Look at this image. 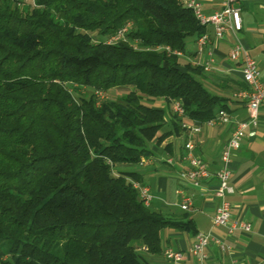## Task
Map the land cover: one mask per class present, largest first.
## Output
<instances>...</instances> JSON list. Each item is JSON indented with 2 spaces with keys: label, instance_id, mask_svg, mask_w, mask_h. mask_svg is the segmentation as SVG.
Returning a JSON list of instances; mask_svg holds the SVG:
<instances>
[{
  "label": "trees",
  "instance_id": "16d2710c",
  "mask_svg": "<svg viewBox=\"0 0 264 264\" xmlns=\"http://www.w3.org/2000/svg\"><path fill=\"white\" fill-rule=\"evenodd\" d=\"M208 31L183 0H0V264H149L164 230L198 233L189 213L146 206L123 168L248 90L186 59ZM161 99L186 112L169 130Z\"/></svg>",
  "mask_w": 264,
  "mask_h": 264
},
{
  "label": "crops",
  "instance_id": "0c3cea01",
  "mask_svg": "<svg viewBox=\"0 0 264 264\" xmlns=\"http://www.w3.org/2000/svg\"><path fill=\"white\" fill-rule=\"evenodd\" d=\"M184 3L190 0H183ZM202 12L206 16L213 15L221 9V0H199ZM243 19V29L238 38L249 51L261 70V80L264 83V0H239ZM210 49L214 53L215 64L209 72V80L216 84L220 78L244 82L241 73V64L232 62L228 53L233 43V36L225 41H218L214 27L208 25ZM188 53L186 59L199 63L205 60L206 53ZM216 89V88H215ZM235 90L222 92L229 97L228 112L234 121L249 119L248 100L234 96ZM156 106L167 110V127H171V105L161 99ZM188 126L179 135L166 138L160 145L153 141L150 149L153 154L149 158L150 164L123 169H130L141 175L143 184L149 187L154 199L150 207L164 214H183L180 207L185 197L193 201L190 214L198 233L209 235L210 244L206 248L207 259L204 264H264V104L259 110V124L246 129V137L241 147L233 151L231 161V185L234 193L228 197L231 203L230 223L243 221L251 226L250 231L238 229L229 232L228 228L216 227L214 216L219 201L214 192L218 186L216 177L203 181L195 187L181 178V173L190 168L185 145L192 140L194 143L193 155L204 161L210 172L215 173L221 165L222 151L235 128V123H220L214 126L202 124L201 131L191 130L199 122L185 118ZM167 130V131H168ZM168 159L174 162L169 164ZM197 235V234H196ZM189 232H180L166 229L162 232L164 250L172 247L185 255L182 264H191L194 258L190 254L195 236ZM149 264H170L161 255H151L142 252Z\"/></svg>",
  "mask_w": 264,
  "mask_h": 264
},
{
  "label": "built area",
  "instance_id": "2783aa9c",
  "mask_svg": "<svg viewBox=\"0 0 264 264\" xmlns=\"http://www.w3.org/2000/svg\"><path fill=\"white\" fill-rule=\"evenodd\" d=\"M185 5L193 9L196 17L203 25H212L214 27L215 36L218 41H225L229 36H233L234 40L231 49L228 53V58L232 62L241 64V73L243 81L247 84L248 90L238 92L234 94L236 98L247 99L249 119L247 121H234L233 117L226 110H219L217 114L210 120L199 123L197 126L191 128L195 133L201 131V125L214 126L220 123H235V128L232 131L229 140L227 141L222 154L221 165L218 171L212 173L209 171L207 164L199 157L193 155L194 143L192 140L188 141L185 145L187 150V159L190 163V168L187 171L181 173V178L195 187H199L203 181L208 180L211 177H216L218 180V186L215 189L214 195L219 201L216 213L214 216V225L216 227L228 228L229 232H234L238 229L244 231H250L251 226L243 221L230 223L231 218V203L228 201V197L234 193V189L231 185V161L233 151L238 150L244 138L246 137V129L249 126L256 127L259 124V110L264 104V83L261 80V70L255 59L252 58L249 51L244 44L238 38V34L243 29V19L241 13V6L239 0H221V9L216 11L211 16H206L202 12V4L199 0H190L185 2ZM130 28V25L120 29L116 35L111 37L108 42L116 43L120 40L126 39V34ZM197 53L203 55L206 53L204 61L198 64L202 65L206 72L213 71V65L215 64L214 53L210 49V37L206 33L199 37L196 41ZM166 50H170L169 47H165ZM174 54L182 56L181 52L175 51ZM105 93L99 92L98 97L104 98ZM172 111L180 118L186 117L185 109L182 102L179 100H173L171 103ZM185 128H188L184 124ZM149 159H142L141 166L150 164ZM167 162L172 164L173 159H168ZM133 185L139 190L142 200L146 206H150L154 196L151 193L149 187L142 185L141 183L134 181ZM193 201L191 197H185L180 207L183 211L189 212L192 209ZM211 238L209 235L203 233H197L195 236V242L190 250V254L194 258L191 264H204L207 259L206 248L210 244ZM146 250V248H144ZM163 257L170 264H182L185 260L183 252L175 250L172 247H167L163 251ZM232 264H241L234 262Z\"/></svg>",
  "mask_w": 264,
  "mask_h": 264
},
{
  "label": "rangeland",
  "instance_id": "374dc122",
  "mask_svg": "<svg viewBox=\"0 0 264 264\" xmlns=\"http://www.w3.org/2000/svg\"><path fill=\"white\" fill-rule=\"evenodd\" d=\"M23 1H24V3H29L31 0H23ZM186 48H187V53H195V46L192 43V38H188ZM122 93H123L122 90H112V91L108 92L105 96L115 97V96L120 95ZM155 105H157V104L155 103ZM167 128L168 127L166 126L165 129H167Z\"/></svg>",
  "mask_w": 264,
  "mask_h": 264
}]
</instances>
